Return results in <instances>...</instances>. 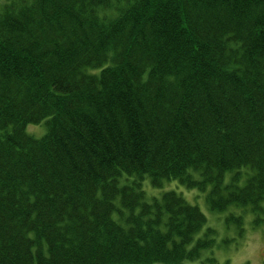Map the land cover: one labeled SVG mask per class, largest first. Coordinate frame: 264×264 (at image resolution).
I'll list each match as a JSON object with an SVG mask.
<instances>
[{"label":"trees","instance_id":"trees-1","mask_svg":"<svg viewBox=\"0 0 264 264\" xmlns=\"http://www.w3.org/2000/svg\"><path fill=\"white\" fill-rule=\"evenodd\" d=\"M182 193L264 228V0H0V264L194 263Z\"/></svg>","mask_w":264,"mask_h":264},{"label":"rangeland","instance_id":"rangeland-1","mask_svg":"<svg viewBox=\"0 0 264 264\" xmlns=\"http://www.w3.org/2000/svg\"><path fill=\"white\" fill-rule=\"evenodd\" d=\"M27 132L40 135L42 130L31 126L27 128ZM171 185L178 186L177 182L172 181L170 184H164V190L162 191L171 190ZM144 187L147 188L148 191L145 190L149 197L160 196L162 193L156 190L157 188L152 187L148 181L144 182ZM194 193L196 194V192ZM183 195L191 204H197L201 201V204H198L207 217L208 226L214 230L215 234V242L209 249L204 250L203 258L190 264H264V228L255 227L251 223L252 217L249 213L245 214L243 232L239 234L233 224L228 225L226 223L224 215L209 212L202 204V199L199 200L200 198H198L193 201L191 200L193 199L192 194ZM236 212L241 213L240 211ZM210 257L214 258V262H207L206 259Z\"/></svg>","mask_w":264,"mask_h":264}]
</instances>
